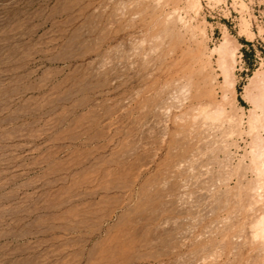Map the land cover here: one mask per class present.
Wrapping results in <instances>:
<instances>
[{
  "label": "rangeland",
  "instance_id": "obj_1",
  "mask_svg": "<svg viewBox=\"0 0 264 264\" xmlns=\"http://www.w3.org/2000/svg\"><path fill=\"white\" fill-rule=\"evenodd\" d=\"M262 96L264 0H0V264H264Z\"/></svg>",
  "mask_w": 264,
  "mask_h": 264
},
{
  "label": "bare ground",
  "instance_id": "obj_2",
  "mask_svg": "<svg viewBox=\"0 0 264 264\" xmlns=\"http://www.w3.org/2000/svg\"><path fill=\"white\" fill-rule=\"evenodd\" d=\"M227 47V40H224V42L222 43V45L217 49L219 52H221V51H224L225 50V48ZM227 53V52H226ZM223 61V60H222ZM225 66V65H224ZM224 68V67H223ZM225 69V68H224ZM223 69V70H224ZM226 73V72H225ZM262 97H264V96H262ZM260 98V97H259ZM262 100V99H261ZM260 101V100H259ZM262 101H264V100H262ZM262 104H264V103H262ZM262 110V109H261ZM214 114H216V113H214ZM213 114V115H214ZM253 116V115H252ZM210 117V116H209ZM212 117V116H211ZM261 125V124H260ZM255 129V128H254ZM253 145V144H252ZM262 145V144H261ZM257 147V146H256ZM261 151V150H260ZM258 152V151H257ZM255 155V154H254ZM256 156V155H255ZM258 158H259V160H261L262 161V159H264V154H261L260 153V156H258ZM258 160V161H259ZM260 161V163H259V166H258V168H257V170H258V173H260V174H262V175H264V163H262ZM261 224L262 225H264V216H262V218H261ZM259 222V223H260ZM260 225V224H259Z\"/></svg>",
  "mask_w": 264,
  "mask_h": 264
}]
</instances>
